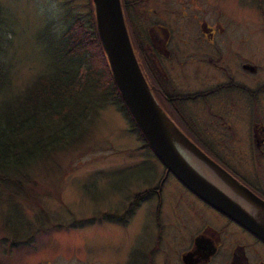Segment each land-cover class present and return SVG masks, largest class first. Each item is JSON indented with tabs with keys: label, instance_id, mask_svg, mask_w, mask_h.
<instances>
[{
	"label": "flooded vegetation",
	"instance_id": "1",
	"mask_svg": "<svg viewBox=\"0 0 264 264\" xmlns=\"http://www.w3.org/2000/svg\"><path fill=\"white\" fill-rule=\"evenodd\" d=\"M119 1L132 52L162 111L264 201V16L250 51L245 33H234L245 26L221 11L206 16L201 0ZM161 175L130 191L118 212L126 225L138 214L149 219L148 240L108 264H264L255 234Z\"/></svg>",
	"mask_w": 264,
	"mask_h": 264
},
{
	"label": "rangeland",
	"instance_id": "2",
	"mask_svg": "<svg viewBox=\"0 0 264 264\" xmlns=\"http://www.w3.org/2000/svg\"><path fill=\"white\" fill-rule=\"evenodd\" d=\"M201 1L200 7L208 10L206 16L217 17L223 12L220 17L233 18L244 25L246 31L235 29L234 33L239 36L244 32L250 51L255 50L259 21L264 16V10L261 15L257 5L259 0H210V4ZM64 3L0 0L2 15L6 17L4 28L8 31V41L2 46L10 63L4 88H8L10 96L22 91L23 85L43 70L45 48L39 43L40 35L46 22L53 23V32L62 30ZM68 4L73 6L72 11L85 9V0H69ZM116 111L113 105L102 109L99 117L85 127L76 147L23 170L29 181L22 178V182L29 187L32 181L37 183L31 191L36 203L20 201L15 193L1 187L0 238L9 237L1 231L13 226L22 230L27 220L33 224L35 220L45 228L37 230L36 225L31 226L37 229L27 236L30 244L8 250L11 257L3 261L0 256V264H108L112 258L127 256L132 245L148 240L149 219L138 214L126 225L117 218L118 212H122L130 191L136 192L140 183L158 181L164 168L147 148L149 158L142 156L145 153L139 149L136 136ZM147 167L152 168L150 173ZM75 220H82L83 225L76 223L68 228Z\"/></svg>",
	"mask_w": 264,
	"mask_h": 264
},
{
	"label": "trees",
	"instance_id": "3",
	"mask_svg": "<svg viewBox=\"0 0 264 264\" xmlns=\"http://www.w3.org/2000/svg\"><path fill=\"white\" fill-rule=\"evenodd\" d=\"M64 1L65 10L60 20L62 30L53 32V23L46 22L40 35L39 43L45 48L43 70L33 75L23 85L22 91L11 96L8 88H4L5 78L10 73V63L8 52L4 53L3 48L8 41L5 38L8 31L4 28L6 17L0 8V189L3 187L12 191L18 200L31 205L35 202L31 191L37 187V183L29 182L32 185L29 187L22 182V178L29 181L24 172L48 161L62 150L76 147L81 135L85 133V127L95 121L99 112L108 106L113 105L116 112L125 118L129 132L137 138L139 149L144 150L142 156L149 158L145 152L147 149L152 155L113 83L95 31L91 0H85L82 12L72 11L73 6L68 4L69 0ZM257 3L262 13L264 0ZM155 158L159 163L158 158ZM146 169L149 173L152 171V168ZM164 170L171 175L167 169ZM34 223L27 220L22 230L13 226L10 230L1 231L9 235L0 238V256L3 261L11 257L12 252L8 254V250L29 245L27 236L34 234L37 228H45L35 220ZM76 223L83 225L82 220H75L67 226L70 228ZM34 225L37 228L31 227ZM4 244L8 246L2 248Z\"/></svg>",
	"mask_w": 264,
	"mask_h": 264
},
{
	"label": "water",
	"instance_id": "4",
	"mask_svg": "<svg viewBox=\"0 0 264 264\" xmlns=\"http://www.w3.org/2000/svg\"><path fill=\"white\" fill-rule=\"evenodd\" d=\"M95 31L127 112L159 163L191 194L264 242V201L210 160L162 111L144 80L119 0H91Z\"/></svg>",
	"mask_w": 264,
	"mask_h": 264
}]
</instances>
